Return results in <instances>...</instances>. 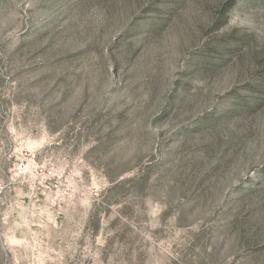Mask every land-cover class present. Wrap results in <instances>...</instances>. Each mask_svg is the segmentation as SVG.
<instances>
[{"label": "rangeland", "instance_id": "1", "mask_svg": "<svg viewBox=\"0 0 264 264\" xmlns=\"http://www.w3.org/2000/svg\"><path fill=\"white\" fill-rule=\"evenodd\" d=\"M0 264H264V0H0Z\"/></svg>", "mask_w": 264, "mask_h": 264}]
</instances>
